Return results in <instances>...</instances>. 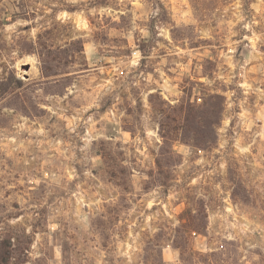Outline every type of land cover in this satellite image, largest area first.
Listing matches in <instances>:
<instances>
[{"label":"clouds","instance_id":"1","mask_svg":"<svg viewBox=\"0 0 264 264\" xmlns=\"http://www.w3.org/2000/svg\"><path fill=\"white\" fill-rule=\"evenodd\" d=\"M196 2L173 6L166 0H106V6L99 7L91 6L96 0H32L33 7L28 10L36 12L34 19L18 20L7 29H0L8 36L6 41L0 40V87L10 80L15 82L16 92L21 86L35 85L29 95L41 107L48 105L47 119L17 122L11 131L0 134L5 156L11 158L13 165L9 168L0 158V242L7 236L12 252L8 264H86L84 259L76 261L66 255L62 247L63 241L72 244V237L80 240L84 236L97 264H103L106 252L101 248V235L91 229L90 222L107 208L120 205L122 198L130 207L121 212L129 231L121 234L123 239L115 247L120 264H136L144 233L159 230L153 225L163 221L173 229L180 226L174 213L171 219L167 213L185 190L181 176L184 165L169 169L160 162L166 163L164 149L168 144L163 122L169 110L186 101L182 88L185 78L199 77L196 96L218 82L233 84V76L245 81H235L237 88L243 89V98L236 91L227 93L220 131L227 130L234 116L242 118L236 157L252 163L248 156L258 143L256 137L264 145V128L257 126L259 130L253 131L257 120L264 122V107L251 116L247 111L248 94L255 93L264 100V91L254 87L264 84V52L260 51L264 45V0L252 3L247 11L245 0H234L220 15L211 14V19L217 21L215 28L208 19L200 21ZM6 3L7 0H0V7ZM161 4L170 10L169 22L161 18ZM121 17L127 20L126 24ZM23 24L35 26L28 33L17 31ZM188 25L194 26L190 34L176 35ZM96 32H104L107 40L95 39ZM201 38L219 40L227 48L220 54L223 59L211 78L207 74L201 76L199 66L203 56L210 53L197 55L198 50L189 48ZM80 39L86 41L84 51L70 68L60 61L52 62L67 49L68 41ZM237 45L244 50L240 60L233 59ZM193 58L197 60L195 66ZM29 65V71H22ZM69 71L74 75L70 82L63 75ZM249 72L260 76L249 78ZM57 89L61 94H55ZM69 97L78 107L68 103ZM236 108L241 109L238 114ZM22 131H28L31 139L21 140ZM226 145L227 141H222L217 149L221 162L213 169L221 176L227 165L225 157L232 155ZM261 153L264 147L257 153L260 164L253 166V171L259 168L258 179L264 180ZM109 157L114 171H127V191L121 186L124 175L111 181L104 178V170L110 167ZM195 163L201 164L202 160ZM186 183L191 188L202 182L197 176ZM259 191L264 197V188ZM194 194L207 199L201 187ZM13 202L19 207H13ZM165 203L168 207L161 211ZM153 205L157 210L149 212ZM103 219H108L107 215ZM119 228L117 224L111 231L109 247L121 240L117 235ZM257 231L258 240L251 235ZM227 238L243 239L244 256L252 249L264 254V227L249 228L245 223ZM18 248H22L20 254H16ZM173 255L175 264H181L179 251ZM260 261V255L251 254L244 264Z\"/></svg>","mask_w":264,"mask_h":264},{"label":"rangeland","instance_id":"2","mask_svg":"<svg viewBox=\"0 0 264 264\" xmlns=\"http://www.w3.org/2000/svg\"><path fill=\"white\" fill-rule=\"evenodd\" d=\"M247 1L249 7L252 3L260 2V0ZM14 2V0H7V3L0 7V16H7V20H9L10 14L14 13V11L17 10L16 7H14ZM166 2L170 5L175 6L183 3H191V0H166ZM232 3H234V0H226V2L223 4H219L215 0H197L196 15L199 17L200 21L208 19L210 21L211 27L215 28L217 21L215 19H211V14L213 12H216L217 15H220L225 9H228L229 5ZM218 9L219 12H217ZM2 10H6L8 13L3 14ZM245 10L247 11V9ZM169 12L170 10L167 8H165L164 11L162 10L161 18L163 21H170L171 18ZM230 15L231 13L229 12V17ZM35 16L36 14L29 19H34ZM18 20L27 19H17L12 23L5 24L4 26L0 27V29H7L10 24H15ZM121 20L123 23H127V20L124 17L121 18ZM34 26L35 25L32 24H23L18 27L17 31L28 33L31 32ZM193 28L194 26L192 25L182 27V29L178 31L176 35L182 36L184 33L190 34L193 31ZM1 35L3 37V40L6 41L8 38L7 33H1ZM49 35H54V33H50ZM93 36L97 40H107V36L104 32H96L93 34ZM238 38L239 37H233V40H236ZM70 42L71 41H68L67 49L64 52L52 58V62L60 61L65 68H70L72 64L76 63V60L80 56V53L76 51V47ZM85 44L86 41L83 40V51ZM189 48L198 50L197 55H202V53L205 51L210 53L209 56H203V59L199 62V66L201 68L200 75L203 76L207 74L209 78H211L212 74L217 71L218 62L223 59L220 54L227 51V48L219 43V40H211L207 38H201L200 40L193 41L191 44H189ZM242 51H244L242 45H237V50L236 53L233 54V59L240 60V54ZM260 51L264 52V45L260 46ZM196 64L197 60L193 58L192 65L195 66ZM83 66L87 67V64L84 63ZM30 67V65L27 67L25 66L22 71L27 72L30 70ZM63 75L68 76L66 80H68L69 82L74 79V75L70 71L67 73H63ZM248 76L249 78L255 77L258 79L260 74L249 72ZM238 79L241 83L245 82L238 76H233V84L225 85L218 82L217 85H215L212 89H204L201 92V95L196 96V89L201 83L199 77L195 80L185 78L182 84V88L186 97V101H193L196 98H205V93L207 94V92H217L224 96V108L220 119L217 122L216 119L214 120L217 139L210 148H207L205 150L198 149L190 144L176 142L174 145V149L180 154L179 165H184V172L181 174L182 186L184 187V189L185 187H187V181L196 179L197 176H200L202 183L200 185H193V188H191V190L188 189V192L193 194L195 193L197 187H201L207 196V199L202 197L204 199L208 215L207 236L194 235L191 239L192 248L203 253L212 251L213 249L217 250L220 253V264H244V261L249 259L251 254L260 255V264H264V254L260 253L259 249L249 250V255L244 256V252L241 250L242 248H246L243 239L237 240L227 238L235 231H238L239 225H243L245 223H247L249 228L255 227L257 225L264 227V197L261 196V193L259 191L260 188H264V180L258 179V176L260 175L259 168H257L255 172L253 171V166L260 164V161L257 159V153L260 152L261 147H264V145L259 143L261 138L256 137L258 143L251 149V155L248 156V161H251L252 163L249 164L248 162L236 157V153L238 152V148L236 147V137L238 132L242 133V124L240 123L242 118H240L238 115L234 116L231 120H229L227 130L224 132L220 131V129L223 127L222 122L225 116L226 103L229 99L227 93L230 91H236L237 95L240 98L244 97L243 89L237 88V85L235 83V81ZM12 82L13 81H10V87H13ZM255 86L260 87V89L264 91V84L254 85V87ZM32 87H35V85H29L28 88H24L23 86H21V90L19 92H16V88L13 87V89L10 90V93L14 94L0 95V134H3L5 131H11L17 122L23 123L24 120L33 121L48 118V105L44 104L41 107L29 95V90ZM55 94H61L59 89L56 90ZM196 102H200L199 99H197ZM68 103H70L73 108L78 107L76 102L72 100L71 97H69ZM260 107H264V100H260L255 93L248 94L247 111L249 112V116L259 114ZM240 110V108H236L235 112L238 114ZM257 126H259V128H264V122L257 120L256 124L253 125V131L259 130ZM20 139H31L29 132L22 131ZM225 140L227 141L226 151L232 153V155L225 157V159L227 160V165L225 168V174L221 176L213 171V169L218 166V162H221V152L217 151V149L220 148L221 142ZM241 146L245 145L242 143ZM45 147H47V145H45ZM3 149L4 140L3 136L0 135V158H4L5 163H7L9 168H11L13 166L12 160L11 158H7L5 156ZM261 154L264 155V153ZM17 155L21 156L24 154L18 153ZM196 160H202V163L197 164L195 163ZM111 163L114 164L111 157H109V164ZM95 174L96 173L94 172V175ZM239 184L246 185V193L251 194V200L248 203H243L241 201L242 196L245 194L241 190V187L239 188L240 190H238L239 193H235V199H233L232 197V190L234 186ZM217 185L218 188L216 187ZM186 192L187 190L185 189L182 197L172 203V210L171 212L167 213L169 219H171L173 213L176 219V216L183 208V197L185 196ZM167 194L168 193L166 190L165 195ZM13 207L18 208L19 205L13 202ZM167 207L168 205L167 203H165L161 207V211H164L165 209H167ZM156 210L157 206L153 205L152 208L148 211L154 212ZM225 216L227 217V219H224ZM41 219H43L42 214ZM149 223L151 224L152 222L149 221ZM162 223L163 221L158 222L153 226L158 227ZM125 224L126 228H123L124 230L119 231V234H117L121 236V240H117L115 245L109 247V245L111 244H108V242H106L105 240H101V248L106 252L103 264H120V258L115 255V247L116 245H119L123 239L121 234L129 231L126 222ZM229 225L232 226L230 227ZM36 227H40V225H36ZM146 233L147 232H145L144 234ZM65 235H67V233H65ZM149 235L152 237L153 234ZM251 235L256 240L259 239V231L254 232ZM147 237L143 236L142 246L144 244V239H146ZM72 239L74 241L72 244H69L66 240L62 242V247L65 246L64 253L68 256H71L76 261L84 259L86 261V264H97V258L95 257V254L92 253L89 249L87 236L82 237L80 240H76L75 237H72ZM3 242V247L0 248L3 251L2 254H0V259H2L0 260V264H8V259L12 255V252L7 236L5 237V240ZM102 243L107 244V246H102ZM21 252L22 248H18L16 254H20ZM176 252L177 249L171 246L170 241L167 240L163 242L162 256L166 264H175V257L173 254ZM137 256L138 260L136 264H140L142 257L141 249L140 252L137 253ZM242 256L244 257L243 260L241 259ZM41 264H44V262L41 261ZM197 264L201 263L197 262Z\"/></svg>","mask_w":264,"mask_h":264},{"label":"trees","instance_id":"3","mask_svg":"<svg viewBox=\"0 0 264 264\" xmlns=\"http://www.w3.org/2000/svg\"><path fill=\"white\" fill-rule=\"evenodd\" d=\"M14 1V7H16L18 11L16 10L14 13H11L9 20H7V16H0V27L12 23L17 19L28 20L36 14L35 11L28 10L30 7H33L32 0H21L20 3H16V0ZM215 1L219 4L226 2V0ZM91 6L104 7L106 6V0H96V3ZM160 7L163 11L165 10L163 4H161ZM249 8L248 1L245 0L244 9L248 10ZM71 10L75 11L76 9L72 8ZM2 13L7 14L8 12L2 10ZM41 14H43L42 11ZM0 40H3L1 33ZM70 43L76 47L77 52L80 54L83 52L82 39L71 41ZM64 77L66 79L68 78V76ZM10 81L6 85L0 87V95L9 94L13 87L16 88L14 81L12 82L13 87H10ZM17 83L19 84V82ZM205 95V98L202 99L196 98L193 101H182L179 106L166 113L162 131L168 140V144L164 149L166 163L164 160L160 162L162 167L171 169L180 164V154L174 149L176 142L190 144L198 149L204 150L210 148L216 142L217 132L214 120L216 119L217 122L220 119L224 108V96L217 92H207ZM197 99H199L200 102H196ZM197 104L198 106H195ZM114 167L115 165L111 163L110 167L104 170V178L111 181L117 175H124L125 181L121 186L127 191V171L124 170L123 173H117L114 171ZM169 177H171V173H169ZM168 186H170V184ZM240 187L245 193L241 201L243 203H248L251 200V194L246 193V185L239 184L234 186L232 197L235 199V193L240 190ZM191 188H193V186ZM191 188L185 187L187 192L183 197L184 206L176 216V219L180 221L179 227L173 229L170 224L163 222L158 226L159 230L154 233L152 237L149 233L144 234V237H148L144 239V244L141 247L142 257L140 264H166L162 256V247L163 242L167 240L170 241L173 248L179 251L181 264H197V262L201 264L221 263L220 253L217 250L213 249L212 251L203 253L194 250L191 246V239L194 235L207 236L208 225V215L204 199L202 197L197 198L194 193L188 192V189L191 190ZM129 207L130 205L122 198L120 205L107 208L105 213H101V216L91 220L92 230L100 233L101 240H105L108 244H112L111 231L115 229V225L117 224H120L117 234H119V231L124 230L123 228H126L125 222H122L121 212ZM105 215L108 217L106 220L103 219ZM3 243L4 242H0V248L3 247ZM102 246L105 247L107 244L102 243ZM64 250L65 246L63 247V251Z\"/></svg>","mask_w":264,"mask_h":264}]
</instances>
